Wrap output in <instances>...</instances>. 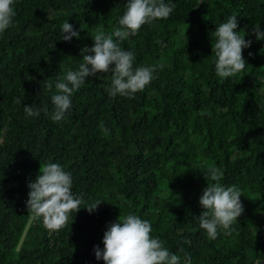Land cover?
<instances>
[{"label": "trees", "instance_id": "16d2710c", "mask_svg": "<svg viewBox=\"0 0 264 264\" xmlns=\"http://www.w3.org/2000/svg\"><path fill=\"white\" fill-rule=\"evenodd\" d=\"M164 2L175 5L167 19L114 37L134 53V69L157 66L152 81L132 98L111 97V72L88 77L60 121L51 119L55 83L78 70L98 30L119 26L128 0L14 3L13 23L0 33V264H105L95 248L129 214L149 221L180 264L186 256L192 264H264V39L251 31H264V0ZM233 14L235 31L252 43L242 49L244 70L220 78L213 32ZM65 21L79 37L62 39ZM24 104L40 114L28 116ZM47 163L70 172L82 198L58 231L26 207L29 184ZM209 167L220 170L222 185L240 189L244 209L216 239L199 223V199L214 183L204 177Z\"/></svg>", "mask_w": 264, "mask_h": 264}, {"label": "clouds", "instance_id": "9594fccd", "mask_svg": "<svg viewBox=\"0 0 264 264\" xmlns=\"http://www.w3.org/2000/svg\"><path fill=\"white\" fill-rule=\"evenodd\" d=\"M15 2L16 0H0V33L13 23L16 14L13 8ZM174 8V4L165 3L164 0H128L126 11L119 18V26L109 34L102 29L98 30L92 36L93 46L81 49L83 63L79 65L78 70H69L55 83L58 91L51 97L54 105L51 119H63L65 112L72 106V94L79 90L86 78L95 77L98 73H112L111 87L107 89L111 97L120 95L132 98L134 93L143 91L154 78L157 66H140L134 69V53L123 50L114 37L123 41L129 35L135 36L142 25L157 19H167ZM237 17L236 14L230 15L227 21L216 26L213 32L216 42L212 44V52L217 58L215 71L220 78L232 77L242 72L246 65L242 49L249 47L252 41L245 40V34L240 35L235 31L238 27ZM251 31L257 40L264 39L260 24H255ZM61 32L65 41L79 37V31L67 21L62 24ZM113 64L114 67H110ZM159 67L162 69L163 65ZM47 87L52 89V83ZM16 102L22 103L19 98ZM24 111L30 117L40 114L39 108L34 109L32 105L27 104H24ZM43 111L48 112L46 106ZM101 127L103 128V125ZM103 130L107 132V129ZM204 177L214 183H207L199 199L203 208L199 223L210 239H216L218 229L228 232L230 226L242 214V192L236 185H222V175L216 167L207 168ZM72 184L71 173L65 171L60 164L47 163L40 167L35 181L29 184V198L26 201L28 213L36 218L42 217L46 229L60 230L66 226L69 213L77 212L81 208L82 198L73 195ZM101 201L85 208L92 212ZM151 232L150 222L137 215L129 214L118 218L110 223L104 233L103 249L96 246V258H102L105 264H180V257L171 253L160 239L153 238ZM184 264H192L190 256L185 257Z\"/></svg>", "mask_w": 264, "mask_h": 264}, {"label": "rangeland", "instance_id": "374dc122", "mask_svg": "<svg viewBox=\"0 0 264 264\" xmlns=\"http://www.w3.org/2000/svg\"><path fill=\"white\" fill-rule=\"evenodd\" d=\"M35 180H33L32 182H34Z\"/></svg>", "mask_w": 264, "mask_h": 264}]
</instances>
